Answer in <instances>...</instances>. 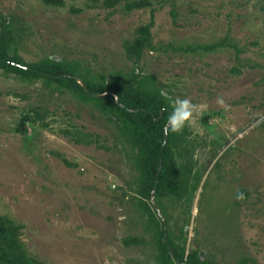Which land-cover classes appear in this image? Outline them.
I'll use <instances>...</instances> for the list:
<instances>
[{
  "label": "rangeland",
  "instance_id": "374dc122",
  "mask_svg": "<svg viewBox=\"0 0 264 264\" xmlns=\"http://www.w3.org/2000/svg\"><path fill=\"white\" fill-rule=\"evenodd\" d=\"M64 1L0 0L18 54L77 61L91 76L136 70L172 99L207 103L203 134L186 127L177 148L187 195L163 198L159 216L215 264H264V0H148L134 11ZM147 25L152 48L134 63L125 43ZM35 111L44 119L22 125ZM77 130L100 143H75ZM118 135L94 105L0 69V214L43 264H156L135 200L139 173ZM134 237L146 245L125 244Z\"/></svg>",
  "mask_w": 264,
  "mask_h": 264
},
{
  "label": "trees",
  "instance_id": "16d2710c",
  "mask_svg": "<svg viewBox=\"0 0 264 264\" xmlns=\"http://www.w3.org/2000/svg\"><path fill=\"white\" fill-rule=\"evenodd\" d=\"M45 4L56 7L65 6L64 0H43ZM95 5L108 9L124 6L128 11L147 8L148 0H89ZM0 69L7 74L37 82L43 80L48 86L66 91L84 103L94 105L118 129L120 145L130 147L134 166L139 173L137 196L145 228L151 232L152 245L156 248V264H215L201 249L188 246V233L181 229L178 236L167 230V224L159 216L164 207L161 200L167 196L180 199L187 195L184 171L180 169L177 148L185 141L186 127L180 133L169 132L168 139L163 127L171 111L168 100L159 95L156 80L142 76L133 70L130 73L115 72L110 75H90L84 73L80 63L50 56L36 63H27L18 54L16 30L12 22L0 14ZM151 25L141 27L136 37L125 43L127 57L139 63L143 52L152 48ZM80 81L82 83H80ZM111 93L107 96H102ZM171 97L170 93H168ZM116 96L119 97L117 101ZM162 111H164L162 115ZM44 115L35 111L27 115L22 125L37 123ZM77 144L92 145L100 143L90 133L79 130L73 135ZM162 166V171L159 173ZM200 178H196V187ZM157 188L155 197L157 210L147 202ZM245 198V192L242 191ZM146 239L134 237L125 240L126 245H146ZM246 262V260H245ZM0 264H43L29 252L22 239V227L9 216L0 214Z\"/></svg>",
  "mask_w": 264,
  "mask_h": 264
},
{
  "label": "clouds",
  "instance_id": "9594fccd",
  "mask_svg": "<svg viewBox=\"0 0 264 264\" xmlns=\"http://www.w3.org/2000/svg\"><path fill=\"white\" fill-rule=\"evenodd\" d=\"M159 95L171 104L166 124L163 127V133L168 136L169 132L180 133L185 127H196L200 134L204 129L198 126L199 118L208 111L207 103H193L190 98L172 99L165 89H161ZM218 104L227 110L228 105L225 104L223 98L218 99ZM243 193L237 194V199H243Z\"/></svg>",
  "mask_w": 264,
  "mask_h": 264
},
{
  "label": "water",
  "instance_id": "95a60500",
  "mask_svg": "<svg viewBox=\"0 0 264 264\" xmlns=\"http://www.w3.org/2000/svg\"><path fill=\"white\" fill-rule=\"evenodd\" d=\"M80 83H82L81 81H80ZM109 94H111V93H106V94H104V95H102V96H107V95H109ZM116 99H117V101H119V97L118 96H116ZM163 113H164V111H162V115H163ZM241 132H243V131H241ZM168 139V136H166V140ZM161 171H162V166H161V168H160V171H159V173H161ZM156 191H157V188H155V190L153 191V193H152V202L154 203L155 202V194H156Z\"/></svg>",
  "mask_w": 264,
  "mask_h": 264
}]
</instances>
